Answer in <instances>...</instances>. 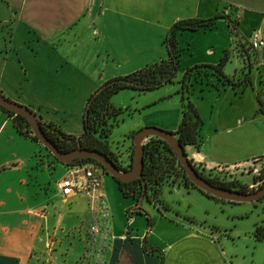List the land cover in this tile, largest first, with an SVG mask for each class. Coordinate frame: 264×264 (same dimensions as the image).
I'll list each match as a JSON object with an SVG mask.
<instances>
[{
  "label": "crops",
  "instance_id": "0c3cea01",
  "mask_svg": "<svg viewBox=\"0 0 264 264\" xmlns=\"http://www.w3.org/2000/svg\"><path fill=\"white\" fill-rule=\"evenodd\" d=\"M218 14L234 20L239 36L226 17L181 30L180 69L172 82L177 91L162 93V99L177 95L181 105L170 108L175 112L169 116L167 108L156 110L155 118H150L155 112L142 115L123 146H116L118 151L111 136L110 146L128 169L131 134L145 126L177 130L183 110L178 91L185 73L195 65L216 66L229 52L224 75L241 82L250 73L251 84L233 85L213 69L192 73L188 83L204 120L203 139L185 150L204 170L235 168L245 177L243 171L252 165L259 173L257 166L264 161V66L253 62L249 38L254 31L264 37V0H0V90L32 109L39 120L80 136L88 98L102 83L167 58L166 37L179 20ZM259 54L264 56V47ZM71 164L21 133L14 116L0 105V264H213L196 258V240L205 238L188 229L196 226L191 221L170 218L164 245L137 214L118 223L109 214L105 190L120 185L110 180L105 188L107 172L101 166L102 186L95 193L60 194L57 181ZM102 203L108 214L100 219L97 207ZM94 221L101 231L98 227L92 245L87 239ZM138 222L144 224L142 230L136 229Z\"/></svg>",
  "mask_w": 264,
  "mask_h": 264
},
{
  "label": "rangeland",
  "instance_id": "374dc122",
  "mask_svg": "<svg viewBox=\"0 0 264 264\" xmlns=\"http://www.w3.org/2000/svg\"><path fill=\"white\" fill-rule=\"evenodd\" d=\"M243 79H245V76H243ZM174 87L175 85L172 83L145 93L124 89L114 96L115 105L122 108V111L114 120L115 125L111 135V142L115 151H118L116 146L119 148L123 146L126 135L130 133L129 131L133 129L142 115L155 112L154 115L151 114L150 116V118H155L159 114L156 110H162L163 108H167V112L164 113L168 116L172 111L175 112L170 108L176 109V107H179L181 98L173 94L167 99H162V93L167 88L173 89V93H175L177 89H174ZM156 127L160 128V126ZM152 137H148L144 141ZM132 143H134L133 138ZM132 150H134L133 144ZM61 166L59 168H62ZM257 168H260L259 173H255L256 168L252 165L250 168H246L243 171L244 174H247L245 177L242 174L240 175L242 171L235 172V168L224 167L214 171L201 170L209 177L214 175L220 181L237 180L240 182L237 184H246L250 189L256 190L263 183V179H259L260 175L264 178L263 159L261 165ZM179 170L180 168L176 164V168H172L171 172L167 174L159 193L156 194L153 189H150V197L140 199L137 196L125 195L117 185L114 189L107 187V184L111 182L110 180L113 184L118 183L111 174L106 173L103 177V183L105 188L107 187L105 191L107 194L106 201L110 207L109 214H114L118 223H125L129 216L137 214V218L140 219L138 221L146 222L147 228L150 226L153 229L155 228L156 234L161 237L160 239L157 238V243H160V245H164L166 239H168L167 237H169L168 232L171 230H169L168 221L170 218L188 220L196 224L195 227L188 229L205 238L196 240L195 244L198 247L197 259L213 264H218L223 260L240 262L241 264H264V239H258L255 234L257 226L264 224V197L256 201L240 202H233L220 197L215 198L205 194L198 188H187L185 185H178L180 181L184 183ZM137 204H140V208H142L141 213L132 209ZM97 210L100 219H103L102 214L104 217L108 214V210L106 206H103V203L102 205L99 204ZM93 225L99 227L100 224L94 221L90 225V237L87 240L92 242V245H94L95 236L97 235L91 229ZM136 226V229L142 230L144 224L138 222ZM187 240L194 241L192 239ZM105 247L107 248V245ZM105 247L103 248V257L106 256L107 252Z\"/></svg>",
  "mask_w": 264,
  "mask_h": 264
},
{
  "label": "trees",
  "instance_id": "16d2710c",
  "mask_svg": "<svg viewBox=\"0 0 264 264\" xmlns=\"http://www.w3.org/2000/svg\"><path fill=\"white\" fill-rule=\"evenodd\" d=\"M219 17L229 18L228 20L232 26V32L236 36H239L236 24L234 23V20H232L229 16L218 14L215 17L209 19L189 18L179 20L169 30L166 37V44L168 47L167 58L159 62L149 64L130 74L110 78L102 83L98 87V89H96L90 95L84 112V132L82 135L78 136L68 134L52 122L48 123L39 120L44 132L49 137L50 141L62 152H67L78 147L100 150L108 155L114 162H116L119 169L127 170V168L123 167V165L118 161L116 154L111 149L109 141L113 127L111 120L113 118H116V116L122 111V108H118L114 104L112 100L113 96L126 88L138 90L140 92H147L158 89L165 84L175 82L180 69L181 61V49L179 47L178 40L179 32L183 29L195 30L199 29L200 27L213 24ZM248 51L249 50L247 49L246 53ZM228 59L229 52H226L225 56L222 58L221 62L218 65H195L189 68L185 73L181 81V88L178 91V93L181 94L183 101L182 119L177 130L173 131L178 140L184 146L189 144L199 146L202 143L203 139L201 128L204 120L198 107L191 98L190 84L188 83V79L190 78V75H192V73L198 74L202 72V69L204 68L213 69L219 75L225 77V79L233 85H237L239 83H244L246 85L251 84L250 73H247L245 79L241 82H234L233 80H229V78L224 75L223 67ZM260 103L261 110L264 111V100L261 96ZM1 107L6 110L11 116H14L16 126L21 133L32 136L34 139L39 140L33 133L32 127L26 116L9 110L2 105ZM134 134L135 132L131 134L132 138H134ZM143 146L145 150V167L141 177H138L132 181H124L115 178L125 195L137 196L140 199L142 197L149 198L150 189H153L156 194L159 193L167 174L171 172L172 168H176V164H178L180 168V174L184 179V183L180 181V185H185L188 188L195 187L200 189L192 182L191 178L186 172L185 167L181 164L177 153L173 150L172 145L167 140L158 136H153L151 139L144 141ZM133 154L134 150L132 151V158ZM190 160L194 164L197 171L213 184L225 188L236 189L242 192H249L254 190L250 189L246 184H237L240 183L237 180L220 181V179L214 175H212V177H209L203 173L201 167H199L192 159ZM77 162H93L103 168L101 162L90 157L76 159L73 163ZM131 166L132 163L130 164V167ZM103 169L105 170V172H107L105 168ZM259 179L261 180L264 178H262V176L260 175ZM263 185L264 181L259 187ZM200 190L209 196L218 198L216 196H213L209 192H206L202 189ZM135 211L141 213L142 208H135ZM149 220L151 224V219L149 218ZM255 234L258 239H264V224L257 226Z\"/></svg>",
  "mask_w": 264,
  "mask_h": 264
},
{
  "label": "water",
  "instance_id": "95a60500",
  "mask_svg": "<svg viewBox=\"0 0 264 264\" xmlns=\"http://www.w3.org/2000/svg\"><path fill=\"white\" fill-rule=\"evenodd\" d=\"M0 105L16 113L26 116L32 127L33 133L53 153V155L63 163L71 164L76 159L90 157L101 162L103 168H105L106 171L115 178L124 181H132L138 177H141L144 171V140L150 136H158L167 140L172 145L173 150L177 153L181 164L185 167L188 176L191 178L192 182L200 189L209 192L216 197L228 199L235 202L256 201L264 197V185L253 191L242 192L236 189L218 186L207 180L197 171L194 164L188 157L185 146L178 140V138L172 131L156 126H146L136 131L133 138L134 154L132 158V166L130 169L121 170L119 169L116 162H114L104 152L97 149L78 147L67 152H62L50 141L49 137L44 132L37 114L29 107L9 99L1 91Z\"/></svg>",
  "mask_w": 264,
  "mask_h": 264
},
{
  "label": "built area",
  "instance_id": "2783aa9c",
  "mask_svg": "<svg viewBox=\"0 0 264 264\" xmlns=\"http://www.w3.org/2000/svg\"><path fill=\"white\" fill-rule=\"evenodd\" d=\"M251 54L255 56L254 61L259 68L264 66V56L259 52L264 47V37L261 32L254 31L249 38ZM250 55V54H249ZM102 171L99 165L93 162H77L68 166L65 176L57 181V188L65 197L79 194H93L102 186ZM264 181V179H263ZM93 232H98L97 226H92Z\"/></svg>",
  "mask_w": 264,
  "mask_h": 264
}]
</instances>
